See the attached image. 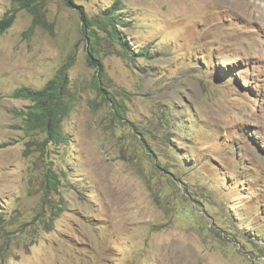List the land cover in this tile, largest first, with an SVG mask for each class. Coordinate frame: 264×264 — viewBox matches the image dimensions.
Returning a JSON list of instances; mask_svg holds the SVG:
<instances>
[{
	"label": "rangeland",
	"instance_id": "374dc122",
	"mask_svg": "<svg viewBox=\"0 0 264 264\" xmlns=\"http://www.w3.org/2000/svg\"><path fill=\"white\" fill-rule=\"evenodd\" d=\"M73 2L41 0L54 35L26 38V10L0 34V264H264V0ZM117 2L130 58L99 49L120 115L81 14ZM65 64L68 142L42 147L14 94Z\"/></svg>",
	"mask_w": 264,
	"mask_h": 264
},
{
	"label": "trees",
	"instance_id": "16d2710c",
	"mask_svg": "<svg viewBox=\"0 0 264 264\" xmlns=\"http://www.w3.org/2000/svg\"><path fill=\"white\" fill-rule=\"evenodd\" d=\"M11 1L13 7L0 20V34L8 32L15 24L18 14L26 10L33 18L31 26L24 32L26 38H30L39 27L54 35V23L48 21L40 5L41 0ZM65 1L72 6L74 5L73 0ZM120 11L121 7L118 2L104 11L102 15L94 18H88L86 13L81 11L82 20L85 23L84 33L88 40L87 60L90 65L98 68L99 73L98 76L94 77L92 85L102 95L103 100L113 103L119 115L120 110L122 108L125 109L124 105L115 96L110 95L100 84V78L104 76V65L101 60L99 44L102 36L108 35L110 40L117 42L120 46L117 52L119 56L130 58V45L119 32V28L125 27L123 23L125 21L119 15ZM139 56L147 57V53H142ZM69 69L70 65H63L55 77L48 81L42 89L23 87L15 91V98H24L32 102V105L27 107V111L21 112L20 115L24 117V129L26 133L44 136L43 141L38 142L42 147L49 144L59 145L68 142V136L64 131V122L72 113L75 100L74 95L70 92L71 79L69 77ZM103 93H106V96L105 94L103 96ZM107 94H109V97ZM45 182L48 190L59 191L57 174L53 170L49 169L45 174ZM53 213H56V211L54 210ZM4 228L3 220L0 219V234Z\"/></svg>",
	"mask_w": 264,
	"mask_h": 264
}]
</instances>
